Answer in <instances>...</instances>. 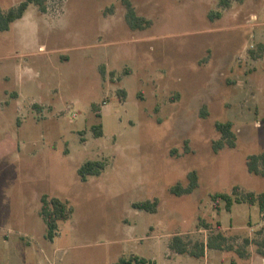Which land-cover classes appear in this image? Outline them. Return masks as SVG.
Returning a JSON list of instances; mask_svg holds the SVG:
<instances>
[{"label":"rangeland","instance_id":"rangeland-1","mask_svg":"<svg viewBox=\"0 0 264 264\" xmlns=\"http://www.w3.org/2000/svg\"><path fill=\"white\" fill-rule=\"evenodd\" d=\"M131 1L150 28H129L122 0H44V11L32 4L0 34L17 63L0 59V101L18 97L0 103V193H14L13 215L34 221L35 237L46 231L40 196L68 202L74 212L54 245L45 237L51 257L58 248L66 264L135 255L151 264H264L258 245L244 242L264 238L258 206L228 211L212 199L236 186L264 193V177L247 168L250 155L264 152V0ZM228 121L236 145L216 152V123ZM90 160L107 166L83 182L78 169ZM192 171L198 188L172 194ZM155 199L156 213L134 207ZM218 223L233 249L206 248L200 258L170 250L175 235L190 249L207 242ZM20 232L13 237L39 243Z\"/></svg>","mask_w":264,"mask_h":264},{"label":"trees","instance_id":"trees-1","mask_svg":"<svg viewBox=\"0 0 264 264\" xmlns=\"http://www.w3.org/2000/svg\"><path fill=\"white\" fill-rule=\"evenodd\" d=\"M123 5L126 8L125 20L129 28L132 30H145L152 26L153 22L144 16H140L131 0H122ZM35 4L45 10L44 0H23L17 6L10 8L8 11H3L0 7V34L8 31L11 25L21 19L25 12L28 10L29 6ZM231 4V0H221V6L228 7ZM113 7H111V10ZM220 18L221 13L217 12L210 15V18ZM126 95V91H122ZM40 108V107H39ZM203 115L206 116V108L203 110ZM217 130L221 133V139L217 140L213 144V148L216 152L224 147L234 148L236 145V133L233 129L234 124L231 121L228 122H217ZM96 137L102 136V126H94L93 129ZM106 163L102 160H90L85 162L78 169V175L81 181L86 182L90 176H99L106 169ZM247 168L251 174L256 176L264 177V152L259 154L250 155L247 159ZM189 183L184 186L182 184H177L170 189V192L176 196H184L192 194L199 185V177L196 171H192L188 175ZM239 187L236 186L233 189L232 194L229 193H216L212 196L213 201L217 204L220 201L226 203L227 210L230 211L234 204L247 203L250 206H258L260 212L264 214V193H256L253 191H248L242 194L238 193ZM41 207V216L43 217L47 233L46 238L53 241L59 232L60 222L67 221L72 216L74 209L68 204V202L61 200L58 197L49 198L47 195H43ZM158 199L154 201L146 200L134 203V207L138 210H143L149 213H156L158 210ZM207 229L213 228L209 224H205ZM219 231L212 233L207 242H196L193 249H190L188 241H186L181 235L173 236L169 248L171 251L178 254H190L194 257L200 258L205 255L206 248L211 249H233L229 245V240L226 235L220 231L221 224H217ZM260 234H264V227L259 230ZM246 245L251 243H256L258 245V252L264 258V238L261 241H254L249 238L244 239ZM237 252L241 256H245V250L238 249ZM147 264L149 261L146 258H140L137 256L131 257L129 260L122 259L119 264ZM231 264H237L232 261Z\"/></svg>","mask_w":264,"mask_h":264},{"label":"crops","instance_id":"crops-1","mask_svg":"<svg viewBox=\"0 0 264 264\" xmlns=\"http://www.w3.org/2000/svg\"><path fill=\"white\" fill-rule=\"evenodd\" d=\"M30 6H29V8H30ZM26 13H27V11L25 12V14ZM25 14L21 19L15 21L11 25V27L8 31H5L3 33H7L9 31H11L14 28V26L16 24H18V22L20 20L24 19ZM3 33H1V34H3ZM2 45L7 46V48L6 47L5 48L2 47V49L0 48V55L2 56V58L0 57V59L2 60L3 58L8 57V58H5V59H9L8 63H11L17 67V63L15 61L12 62V60L15 58L12 57L11 51L16 49V48L14 49L12 42H6V43L4 42V44H2ZM1 62H3V61H1ZM3 79L5 80V76L3 77ZM9 80H10V76H9ZM12 90H16V92L18 93V96H19V94L21 95V91L19 89L13 88ZM4 94L6 97L8 96V94H6V93H4ZM12 100H14V102L16 101V103H17L18 97L17 98L16 97L15 98L10 97V99H9V97L6 98L5 101L8 103L5 104L4 107H8L10 105V103H12ZM5 101L1 100L0 101L1 105H2V102H5ZM13 194L14 193H0V264H17L21 258L28 260V264L29 263L30 264H66L65 259L61 255H58L59 251H60V249H58V248L52 249L53 250V255H52L53 257H51V254H50V252H51L50 245L51 244L45 243L47 228H46V231H45V229L42 228L40 233L37 232L38 236H36V237H37L39 243L36 242L35 240H33L32 238L27 240V241H25L24 239H22V241H19V238L13 237V235H15V233H13L15 230H19V231H22L24 233H31L34 235L33 228L35 227L34 221L32 223L31 219L26 218V217L17 218L13 215V212H12L13 204H14ZM42 195L40 196L39 215H40V218L43 220L44 226H45L46 225L45 221H44V219L40 213L41 207H42V201H41V199L43 197ZM22 232H20L19 235H23V238L29 237L27 234H21ZM59 236H60V234L58 232L57 237H59ZM34 237H35V235H34ZM56 238L53 241L49 240L52 243V245H54ZM33 243H34V245H32ZM176 254L177 255H184V254H178V253H176ZM137 257H139V256H137ZM140 258H144V257H140ZM122 259H124V258H121L120 260H118L112 264H119ZM129 259H126V260H129ZM151 263L152 262L149 261L147 264H151ZM133 264H136V263L133 262Z\"/></svg>","mask_w":264,"mask_h":264}]
</instances>
